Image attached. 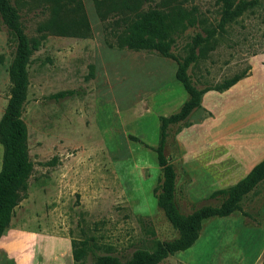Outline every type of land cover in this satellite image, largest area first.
Listing matches in <instances>:
<instances>
[{"label": "rangeland", "instance_id": "374dc122", "mask_svg": "<svg viewBox=\"0 0 264 264\" xmlns=\"http://www.w3.org/2000/svg\"><path fill=\"white\" fill-rule=\"evenodd\" d=\"M232 1L241 2L243 10L218 29L221 7L215 0H142L144 11L176 8L192 17L191 24L172 33L169 53L161 56L117 48L110 32L116 19L100 18L97 0H59L65 21L83 15L89 35H45L29 58L20 117L32 171L0 238V264H92L95 256L108 254L126 262L135 250L151 252L156 242L177 237L155 200L158 118L176 113L187 99L174 72L196 35L212 33L210 49L186 70L198 90L215 88L242 72L247 77L252 65H262L264 0ZM8 3L27 38H37L49 16V0ZM14 46L0 20V117ZM58 93L65 95L53 98ZM204 112L194 110L165 129L163 156L176 176L173 195L182 215L197 204H216L191 207L182 201L188 176L174 142L184 126L209 117ZM1 151L0 146V161ZM263 200L264 182L241 208L253 214ZM72 241L87 248L79 262L71 257Z\"/></svg>", "mask_w": 264, "mask_h": 264}, {"label": "trees", "instance_id": "16d2710c", "mask_svg": "<svg viewBox=\"0 0 264 264\" xmlns=\"http://www.w3.org/2000/svg\"><path fill=\"white\" fill-rule=\"evenodd\" d=\"M49 16L41 24L37 38H27L19 23L16 10L9 5L8 0H0V20L8 35L14 40V53L8 66L9 95L0 117V238L7 229L13 211L23 198L27 189V180L31 175L32 163L28 157L27 131L20 115L26 98L27 71L29 58L40 45L45 35L88 37L89 28L83 15L68 18L62 15L59 0H49ZM142 0H97L96 9L99 17L105 19L109 14L115 17L114 27L110 32L115 39L117 48L132 51H154L161 56L169 53L172 44V33L182 27L184 23L191 24L192 17L180 9L165 8L142 10ZM220 5L221 12L218 29L241 14V2L233 5L232 0H215ZM233 7V8H232ZM191 17V18H189ZM203 25V21H200ZM212 33L204 37L196 35L188 48V54L182 62H178L174 78L181 85L187 95L179 110L169 117H159L158 143L154 149L156 163L160 169L159 186L156 193V205L162 211L166 221L177 232V237L164 242H156L153 251L135 250L131 258L121 262L111 255L95 256L92 264H158L175 252L189 248L198 237L200 223L209 217H226L233 212H239L246 223L258 225V211L248 214L242 210L243 199L264 182V158L233 186L213 191L202 202L215 201V205H199L197 203L190 213L182 215L174 202L175 174L172 166L163 156L165 129L170 124H177L186 120L194 110H199L200 96L209 90L221 92L227 90L238 80L247 75L242 72L221 85L211 89H196L186 75L188 66L198 58L203 57L210 49ZM64 93H58L53 98H62ZM205 116H210L204 112ZM189 125V124H188ZM184 126L183 128L187 127ZM179 131V130H178ZM85 244L71 242V257L79 262L85 255Z\"/></svg>", "mask_w": 264, "mask_h": 264}, {"label": "crops", "instance_id": "0c3cea01", "mask_svg": "<svg viewBox=\"0 0 264 264\" xmlns=\"http://www.w3.org/2000/svg\"><path fill=\"white\" fill-rule=\"evenodd\" d=\"M258 61L262 65H252L250 74L227 90L204 92L199 106L210 116L176 134L177 161L188 176L182 187L184 203H198L213 191L233 186L264 158V56ZM258 221L246 223L239 212L206 218L189 248L158 264H259L264 203Z\"/></svg>", "mask_w": 264, "mask_h": 264}]
</instances>
